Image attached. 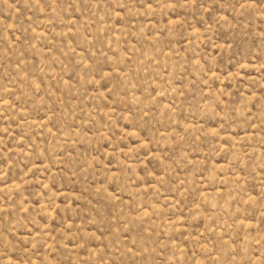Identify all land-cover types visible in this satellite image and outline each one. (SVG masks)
<instances>
[{"label": "rangeland", "instance_id": "374dc122", "mask_svg": "<svg viewBox=\"0 0 264 264\" xmlns=\"http://www.w3.org/2000/svg\"><path fill=\"white\" fill-rule=\"evenodd\" d=\"M0 264H264V0H0Z\"/></svg>", "mask_w": 264, "mask_h": 264}]
</instances>
